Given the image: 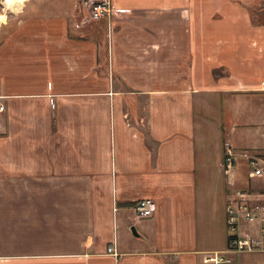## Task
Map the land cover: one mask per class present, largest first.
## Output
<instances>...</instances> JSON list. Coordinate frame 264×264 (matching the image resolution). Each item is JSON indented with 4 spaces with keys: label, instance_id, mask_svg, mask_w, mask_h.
<instances>
[{
    "label": "crops",
    "instance_id": "obj_1",
    "mask_svg": "<svg viewBox=\"0 0 264 264\" xmlns=\"http://www.w3.org/2000/svg\"><path fill=\"white\" fill-rule=\"evenodd\" d=\"M80 1L0 43V264H202L228 245L224 141L264 159V0H112L77 28ZM236 188L264 176L239 159Z\"/></svg>",
    "mask_w": 264,
    "mask_h": 264
},
{
    "label": "built area",
    "instance_id": "obj_2",
    "mask_svg": "<svg viewBox=\"0 0 264 264\" xmlns=\"http://www.w3.org/2000/svg\"><path fill=\"white\" fill-rule=\"evenodd\" d=\"M83 7L86 16L82 22L75 23L81 28L83 23L97 22L111 18L125 11L116 8L112 0H81L76 7ZM0 94V113L6 111ZM246 160L248 176L252 179L264 176V159L249 151L236 152L231 141H224L223 170L230 186V195L226 207L228 245L223 251H212L204 254L202 264H235L234 254L245 252H264V194L257 195L251 190L237 189V162ZM135 211L140 218L151 217L157 210L152 198L140 199L135 203ZM109 251H113L109 247Z\"/></svg>",
    "mask_w": 264,
    "mask_h": 264
},
{
    "label": "rangeland",
    "instance_id": "obj_3",
    "mask_svg": "<svg viewBox=\"0 0 264 264\" xmlns=\"http://www.w3.org/2000/svg\"><path fill=\"white\" fill-rule=\"evenodd\" d=\"M63 0H27L25 4L22 6L19 12H15L10 9L5 12V3L3 0H0V14L5 13L7 15V20L5 23L0 24V43L3 41L4 37L10 33L21 21L27 20L30 17H33V13H42V10L48 12H54L55 7L52 4H60ZM264 5V3H263ZM39 6H41L39 9ZM38 8V9H37ZM36 10V11H35ZM262 18V17H261ZM31 141L30 143H25V145H21V150H26V152H30L33 150V137L28 139ZM24 148V149H23ZM226 187L230 189V186ZM236 254H234L235 257Z\"/></svg>",
    "mask_w": 264,
    "mask_h": 264
},
{
    "label": "clouds",
    "instance_id": "obj_4",
    "mask_svg": "<svg viewBox=\"0 0 264 264\" xmlns=\"http://www.w3.org/2000/svg\"><path fill=\"white\" fill-rule=\"evenodd\" d=\"M3 2L5 3L6 7H5V12H7L8 10L12 9L15 12H19L21 9L17 8V9H13V4L15 3V0H3ZM20 3H23V0H20ZM5 21V17L3 15H0V22H4Z\"/></svg>",
    "mask_w": 264,
    "mask_h": 264
},
{
    "label": "bare ground",
    "instance_id": "obj_5",
    "mask_svg": "<svg viewBox=\"0 0 264 264\" xmlns=\"http://www.w3.org/2000/svg\"><path fill=\"white\" fill-rule=\"evenodd\" d=\"M26 1H27V0H23V3L21 4V3H20V0H15V3L13 4V9H17V8L21 9L22 6L25 4ZM0 15H3V16L5 17V21H4V22H0V24H1V23H5L6 20H7V15H6L5 13L0 14Z\"/></svg>",
    "mask_w": 264,
    "mask_h": 264
},
{
    "label": "water",
    "instance_id": "obj_6",
    "mask_svg": "<svg viewBox=\"0 0 264 264\" xmlns=\"http://www.w3.org/2000/svg\"><path fill=\"white\" fill-rule=\"evenodd\" d=\"M132 230H133V233H134L135 235H137L136 228H135V227H133V228H132Z\"/></svg>",
    "mask_w": 264,
    "mask_h": 264
}]
</instances>
